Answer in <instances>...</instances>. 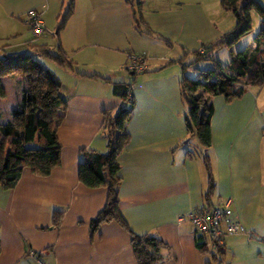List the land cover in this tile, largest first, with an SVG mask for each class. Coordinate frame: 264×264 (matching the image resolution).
I'll return each instance as SVG.
<instances>
[{"label":"crops","instance_id":"0c3cea01","mask_svg":"<svg viewBox=\"0 0 264 264\" xmlns=\"http://www.w3.org/2000/svg\"><path fill=\"white\" fill-rule=\"evenodd\" d=\"M0 0L1 57L61 45L73 67L36 55L60 81L67 103L58 128L62 161L49 175L24 168L15 187H0V264H138L132 234L116 220L92 222L109 191L79 177L84 150L107 152L104 112L129 108L112 82H133L129 141L117 154L120 211L132 232L165 242L159 264H205L190 213L204 203L211 156L214 203L230 198L246 233L226 238L223 264H264V83L227 101L212 96V146L188 137L182 63L229 29L213 0ZM38 10L50 32L35 37L27 13ZM150 31L151 33L147 32ZM55 32V33H52ZM169 41V42H168ZM11 47L17 48L9 53ZM144 54L147 69H128ZM0 114L11 119L24 87L2 78ZM207 95V93H206ZM208 96V95H207ZM63 211L53 227V214ZM34 251V254L31 252Z\"/></svg>","mask_w":264,"mask_h":264},{"label":"trees","instance_id":"16d2710c","mask_svg":"<svg viewBox=\"0 0 264 264\" xmlns=\"http://www.w3.org/2000/svg\"><path fill=\"white\" fill-rule=\"evenodd\" d=\"M220 4L223 9L235 15L234 28L216 41L203 45V53L201 49L189 53L194 56L193 62L182 63V95L188 106L185 117L187 136H196L206 150L213 143L211 119L214 107L210 98L222 95L227 101H232L241 97L250 87L264 83V7L257 0H220ZM72 5L73 0L61 21L60 29L72 12ZM253 8H257L261 15L262 27L253 45L234 51L233 44L252 29ZM226 46L230 49L231 59L224 65L212 53ZM56 50L54 53L48 46H41L33 54L14 53L0 57V98L6 97L3 77L15 75L24 84L18 95V107L13 111L11 119L0 114V187L4 189L16 186L24 168L47 176L61 164L62 145L58 138V128L65 117L67 103L60 92L59 79L36 58V55H40L61 65L74 66L60 44ZM206 60L210 62L208 67L198 65ZM111 83L114 93L131 105L118 111L111 109L104 112V135L108 141V150H84L79 177L89 187L104 185L109 191L107 204L93 220V228H98L102 221L116 220L132 234L131 242L138 264H159L165 242L154 235L132 232L120 211L121 177L116 157L129 141V133L125 128L134 103L131 96L133 82ZM203 160L208 180L203 205L211 208L215 204V171L208 152L203 153ZM62 216L63 211L54 212L53 227L60 225ZM197 245L201 253L208 256L205 264H223V247L211 250L204 236H197Z\"/></svg>","mask_w":264,"mask_h":264},{"label":"built area","instance_id":"2783aa9c","mask_svg":"<svg viewBox=\"0 0 264 264\" xmlns=\"http://www.w3.org/2000/svg\"><path fill=\"white\" fill-rule=\"evenodd\" d=\"M27 22L35 37H41L50 32L42 14L36 9L29 10ZM200 51L204 52L203 49ZM128 69L134 73L144 72L147 69L146 56L144 54H131ZM189 218L193 223L196 235L204 236L209 241V246L213 251L223 247L228 236L247 232L236 215L233 200L230 198L215 203L211 208H207L205 205L197 207L190 213ZM31 253L34 254V251ZM38 261L39 264H46L42 258H38Z\"/></svg>","mask_w":264,"mask_h":264},{"label":"rangeland","instance_id":"374dc122","mask_svg":"<svg viewBox=\"0 0 264 264\" xmlns=\"http://www.w3.org/2000/svg\"><path fill=\"white\" fill-rule=\"evenodd\" d=\"M213 1L216 4H218L219 0H213ZM257 1L260 5H262L264 7V0H257ZM218 10L220 12V15H223V17L225 18L224 24L229 29L228 31L232 30L236 24L235 15L232 12L223 9L221 5H220V7H218ZM251 24H252V29L250 30V32L245 34L239 41H237L236 43L233 44L232 49L234 51H239L241 49H245L249 45H253V43L255 42L257 34L259 33V31L262 27L261 15H260L257 8H253L251 10ZM0 37H2V36H0ZM6 42H7V40L5 38H3V39L0 38V45L6 44ZM9 42L13 43V41H10V40L7 43H9ZM15 51H17V48H14L11 46L8 49L9 53H14ZM1 55H3L2 52H0V57H1ZM212 55H213V57L218 59L224 65L227 64L231 59L230 49L227 46L224 48L215 50L212 53ZM191 60H192V58H190L186 62H191ZM198 65L200 67H208L210 65V62L206 60V61L200 62Z\"/></svg>","mask_w":264,"mask_h":264}]
</instances>
